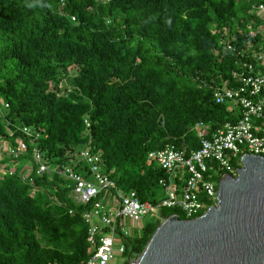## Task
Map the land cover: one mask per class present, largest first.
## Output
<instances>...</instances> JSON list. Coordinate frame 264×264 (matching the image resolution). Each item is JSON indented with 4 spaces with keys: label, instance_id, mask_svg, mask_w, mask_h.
<instances>
[{
    "label": "trees",
    "instance_id": "obj_1",
    "mask_svg": "<svg viewBox=\"0 0 264 264\" xmlns=\"http://www.w3.org/2000/svg\"><path fill=\"white\" fill-rule=\"evenodd\" d=\"M260 3L0 0V146H14L23 127L37 134L24 139V155L0 159V264H83L88 257L82 213L89 207L73 201L62 175L36 173L35 148L49 169L71 161L89 177L78 156L88 148L118 189L134 191L141 203L162 197L163 173L147 154L169 144L188 157L198 147L197 122L214 129L233 120L212 91L224 81L234 86L231 72L263 44L257 30L264 20L253 11ZM6 163L14 164L11 174ZM24 164L31 182L21 180ZM159 212L163 220L184 218ZM158 218L128 240L130 259Z\"/></svg>",
    "mask_w": 264,
    "mask_h": 264
},
{
    "label": "built area",
    "instance_id": "obj_2",
    "mask_svg": "<svg viewBox=\"0 0 264 264\" xmlns=\"http://www.w3.org/2000/svg\"><path fill=\"white\" fill-rule=\"evenodd\" d=\"M253 9L264 20V4L260 3ZM70 19L74 20L73 17ZM258 33L264 39V33ZM252 46L246 45L247 50L253 51ZM226 49L234 51L229 44ZM263 49L264 42L252 53V60L243 61L237 70L231 72L234 86L224 81L212 91L214 103L228 106L227 111L233 115L232 121H226L214 129L202 121L197 122L193 131L198 147L188 157L183 150L169 144L147 154V161L154 163L163 173L158 180L162 197L155 203H141L134 191L118 189L102 171L99 155L88 148L80 150L78 156L88 167L89 177L77 171L71 161L49 169L40 150H33L32 162L37 167L36 173L55 172L62 175L72 184L70 195L73 201L89 207L82 213L87 226L89 249L83 264H108L115 253L123 252V238L129 237L128 232L123 230L126 219L138 227L143 217H156L161 209L177 210L183 219L200 217L215 205L219 180L225 175H236L235 170L242 165L241 156L264 157ZM33 133L30 128L23 127L22 138L17 139L14 146L7 142L1 144V152L18 159L26 153L24 139L31 138ZM33 136L36 138L37 134ZM9 169L11 174L13 167L9 166ZM29 174L23 173L21 180L31 182Z\"/></svg>",
    "mask_w": 264,
    "mask_h": 264
},
{
    "label": "water",
    "instance_id": "obj_3",
    "mask_svg": "<svg viewBox=\"0 0 264 264\" xmlns=\"http://www.w3.org/2000/svg\"><path fill=\"white\" fill-rule=\"evenodd\" d=\"M223 176L215 205L200 217L172 214L129 264H264V157L246 155Z\"/></svg>",
    "mask_w": 264,
    "mask_h": 264
},
{
    "label": "rangeland",
    "instance_id": "obj_4",
    "mask_svg": "<svg viewBox=\"0 0 264 264\" xmlns=\"http://www.w3.org/2000/svg\"><path fill=\"white\" fill-rule=\"evenodd\" d=\"M257 31H260V32H263L264 33V30H262V29H259V30H257ZM263 42H264V39H263ZM263 52H264V49H263ZM263 55H264V53H262ZM228 107V106H227ZM226 107V108H227ZM237 114V110H235L234 111V115H236ZM4 142H2L1 144H3ZM1 152V151H0ZM3 157H6V155L3 153V152H1L0 153V159H2ZM10 163V162H9ZM9 163H6V165L5 166H7L8 167V165H10V166H12V167H14L13 165L14 164H9ZM3 165V164H2ZM2 166L0 165V168H1ZM2 173H5L4 171H1L0 170V175L2 174ZM24 174H26V173H24ZM160 212L157 214V216L156 217H159L158 219H159V221H160V223L163 221V219H161V217H160ZM154 217L152 216H145V217H143L142 219H141V224L137 227V226H134L133 225V223L130 221V220H128V219H126L125 221H124V224H123V230L125 231H127L128 232V235H129V237H124L123 238V241H122V243L127 247V246H129V243H128V240L130 239L131 241L133 240V238L136 236V235H138L139 233H140V229L142 228V226L147 222V221H149L150 219H151V221L152 220H154L153 219ZM116 241H119L118 239H116ZM117 243V242H116ZM139 256H136V257H134V258H132V260H135V259H137ZM128 263V261H127V259H126V257L123 255V254H118V253H115L114 255H113V257L109 260V262H108V264H127ZM129 264V263H128Z\"/></svg>",
    "mask_w": 264,
    "mask_h": 264
},
{
    "label": "crops",
    "instance_id": "obj_5",
    "mask_svg": "<svg viewBox=\"0 0 264 264\" xmlns=\"http://www.w3.org/2000/svg\"><path fill=\"white\" fill-rule=\"evenodd\" d=\"M16 165V164H15ZM16 167V166H15ZM23 169V170H22ZM21 170H22V173H30V166L27 165V164H24L22 167H21Z\"/></svg>",
    "mask_w": 264,
    "mask_h": 264
},
{
    "label": "flooded vegetation",
    "instance_id": "obj_6",
    "mask_svg": "<svg viewBox=\"0 0 264 264\" xmlns=\"http://www.w3.org/2000/svg\"><path fill=\"white\" fill-rule=\"evenodd\" d=\"M125 251H126V246L124 245V249H123V252L121 254H123L126 259H127V256L130 254L131 255V252H128L127 255L125 254Z\"/></svg>",
    "mask_w": 264,
    "mask_h": 264
}]
</instances>
